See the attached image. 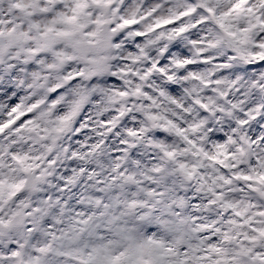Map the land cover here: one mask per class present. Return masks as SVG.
<instances>
[{"label": "rangeland", "instance_id": "374dc122", "mask_svg": "<svg viewBox=\"0 0 264 264\" xmlns=\"http://www.w3.org/2000/svg\"><path fill=\"white\" fill-rule=\"evenodd\" d=\"M119 1L125 4L119 16L116 8L108 17L137 20L134 29L117 36L121 58L115 59L117 73L111 81L102 78L99 89L88 88L89 94L83 92L85 86L72 84L6 127L0 137L1 163L8 164L12 156L20 163H41L30 173L34 175L45 169L43 157L61 167L60 155L68 158L63 171L69 174L59 178L57 172L50 180L46 172L33 190L26 188L11 204H3L2 197L12 182L0 181V220L11 210L26 213L19 227L0 232V264H13L5 252H12L15 244L14 254L23 258L22 264H142L143 253L152 254L147 264H203L205 247L218 246L226 234L242 232L249 241L255 239L254 230L263 232L264 97L258 100L257 93L264 92V63L247 68L246 61L238 73L233 67L235 50L217 46V40L224 38L223 44L230 47L247 44L245 55L238 53L252 62L255 53L263 51L264 0H196L200 7L171 26L168 21L158 23L186 6L187 0ZM8 2L19 11L9 10ZM8 2L0 0V123L41 95L43 87L65 70L66 63L57 59L49 65L50 75L42 74L48 57H62L68 42L90 37L92 22L91 13L73 16L70 0ZM142 30L148 34L140 36ZM39 32L52 41L50 50L38 47L34 35ZM139 50L148 62L138 61ZM122 77L131 85L127 97L118 87ZM197 98L204 113L192 108ZM99 99L100 106L108 105L103 114L97 110ZM80 105V119L75 116L72 129L56 136L53 128ZM120 106L127 118L118 129H109L112 120L107 113ZM257 113L254 122L242 124L245 116L254 118ZM146 122L153 127L151 133L143 132ZM100 129L106 132L104 150L90 144ZM125 131L132 141L128 150L123 145ZM77 133L80 137H73ZM160 154L167 159L158 160ZM123 158L130 166L121 162ZM212 160L225 166V172ZM80 163L87 173L76 172ZM4 171L8 174L9 168L0 167V178ZM27 172L26 167H16L8 178ZM226 204L229 209L222 212ZM141 224L142 234L136 237ZM109 229L118 240L109 237ZM123 244L125 255L124 249L119 251ZM44 247L48 254L40 257ZM249 249L240 264H264V245L251 242ZM113 252L119 253V260Z\"/></svg>", "mask_w": 264, "mask_h": 264}, {"label": "water", "instance_id": "95a60500", "mask_svg": "<svg viewBox=\"0 0 264 264\" xmlns=\"http://www.w3.org/2000/svg\"><path fill=\"white\" fill-rule=\"evenodd\" d=\"M109 38H110V33H106L105 31H102L100 33L99 39L93 43L77 42L71 44V46L78 53L81 59L86 60L84 55L87 52H100L107 49L109 47ZM100 63L101 62L99 60L91 61V65L94 67V70L91 73H94L96 71V68ZM22 217L23 214L20 213L13 214L10 222L7 224L0 225V228L6 230L14 225H18L21 222Z\"/></svg>", "mask_w": 264, "mask_h": 264}]
</instances>
